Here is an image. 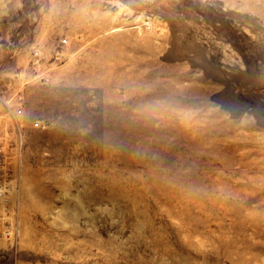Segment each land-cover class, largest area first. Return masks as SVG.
Here are the masks:
<instances>
[{
  "label": "rangeland",
  "instance_id": "rangeland-1",
  "mask_svg": "<svg viewBox=\"0 0 264 264\" xmlns=\"http://www.w3.org/2000/svg\"><path fill=\"white\" fill-rule=\"evenodd\" d=\"M0 147V264H264V0H0Z\"/></svg>",
  "mask_w": 264,
  "mask_h": 264
},
{
  "label": "built area",
  "instance_id": "built-area-1",
  "mask_svg": "<svg viewBox=\"0 0 264 264\" xmlns=\"http://www.w3.org/2000/svg\"><path fill=\"white\" fill-rule=\"evenodd\" d=\"M150 27H151V26H150L149 22H147V28H150ZM64 42H67V41L64 40ZM22 112H23V110H22L21 108L17 109V111H16V113H17V114H16V117H17V115L22 114ZM14 120L16 121L17 125H19V126H23V123H21V122L18 121L17 119H14ZM42 126H43V125H42V123H41V120H39V119L35 120V121L32 123V127H34V128H40V127H42ZM2 149H3V148L0 147V152H2V151H1ZM2 156H3L4 158H6V156H5L4 153H2ZM5 166H6V160L4 159V163H3V165L1 166V168H4ZM0 183L3 184V185H0V204L8 205L9 198H8V189H7V186H6V184L2 183L1 181H0ZM9 193H10V192H9ZM0 220H2V219L0 218ZM11 228H12V227L8 226V227L6 228V231H4L3 233H0V234H5V235H9V234H11V233H12ZM9 229H10V230H9Z\"/></svg>",
  "mask_w": 264,
  "mask_h": 264
}]
</instances>
